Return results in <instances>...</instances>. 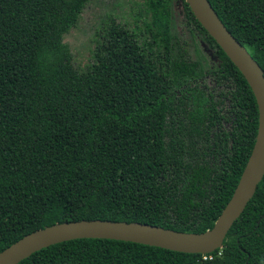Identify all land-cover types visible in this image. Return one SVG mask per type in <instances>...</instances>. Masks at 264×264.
Here are the masks:
<instances>
[{"label":"trees","instance_id":"obj_1","mask_svg":"<svg viewBox=\"0 0 264 264\" xmlns=\"http://www.w3.org/2000/svg\"><path fill=\"white\" fill-rule=\"evenodd\" d=\"M87 1L0 0V250L81 219L202 232L253 144L252 92L184 0H146L150 42L110 19L77 70L62 37ZM207 1L264 74V0ZM173 2L206 63L172 53ZM15 264H264V174L209 253L77 238Z\"/></svg>","mask_w":264,"mask_h":264},{"label":"water","instance_id":"obj_2","mask_svg":"<svg viewBox=\"0 0 264 264\" xmlns=\"http://www.w3.org/2000/svg\"><path fill=\"white\" fill-rule=\"evenodd\" d=\"M190 12L245 79L255 100L256 132L249 155L233 191L212 226L183 232L138 222L100 219L53 223L21 236L0 250V264H15L33 251L77 238L136 242L184 253L206 254L221 248L225 233L252 196L264 174V74L218 19L207 0H184Z\"/></svg>","mask_w":264,"mask_h":264},{"label":"rangeland","instance_id":"obj_3","mask_svg":"<svg viewBox=\"0 0 264 264\" xmlns=\"http://www.w3.org/2000/svg\"><path fill=\"white\" fill-rule=\"evenodd\" d=\"M169 11L172 53L183 44L191 59L206 63L210 51L184 26L180 4L170 3ZM110 19L134 31L140 41L150 42L146 27L150 20L146 0H88L76 23L62 37V41L69 48L71 64L74 68L84 70L92 62L93 51L100 39L101 30ZM151 46L154 48L153 45ZM158 52L161 53V47ZM208 78V75H205L199 81L208 83Z\"/></svg>","mask_w":264,"mask_h":264},{"label":"built area","instance_id":"obj_4","mask_svg":"<svg viewBox=\"0 0 264 264\" xmlns=\"http://www.w3.org/2000/svg\"><path fill=\"white\" fill-rule=\"evenodd\" d=\"M208 258H210V256H207ZM202 259L206 258V256L202 255L201 256Z\"/></svg>","mask_w":264,"mask_h":264}]
</instances>
